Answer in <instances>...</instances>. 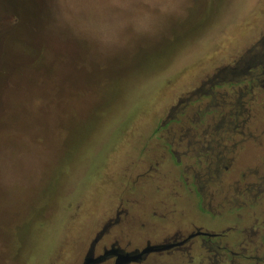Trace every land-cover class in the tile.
Listing matches in <instances>:
<instances>
[{
    "label": "rangeland",
    "instance_id": "1",
    "mask_svg": "<svg viewBox=\"0 0 264 264\" xmlns=\"http://www.w3.org/2000/svg\"><path fill=\"white\" fill-rule=\"evenodd\" d=\"M0 29V264H77L117 209L172 214L164 203L177 195L194 209L193 185H172L183 179L168 150L205 145L235 113L234 88L255 67L221 72L264 37V0H0ZM242 101L253 137H240L224 184L247 171L254 186L220 209L205 200L220 210L202 212L207 227L238 224L233 208L264 213V90ZM244 246L264 258V245Z\"/></svg>",
    "mask_w": 264,
    "mask_h": 264
},
{
    "label": "flooded vegetation",
    "instance_id": "2",
    "mask_svg": "<svg viewBox=\"0 0 264 264\" xmlns=\"http://www.w3.org/2000/svg\"><path fill=\"white\" fill-rule=\"evenodd\" d=\"M252 67H255V74L249 78L247 84L234 88L239 89L235 91L234 96L237 95L234 98V104H231L235 113L231 114V111L221 113L218 123L213 124L211 129L205 131L210 137L208 141L205 140V145L193 140L189 141L181 152L172 148L168 150L174 160V166L177 168L176 174L183 179V181L176 180L172 185L180 188L182 185L184 187V185L192 184L194 187V189H187L196 200L191 213L187 214V209L181 205L178 207V195L173 199V207L163 202L164 208L174 209L172 214H157L153 209L152 212H148L146 209L134 212L117 209L107 217L100 228L95 230L77 264H83L86 256L97 257L107 251H111V254L96 264H116L118 256L127 257L128 261L124 264H250L252 261L251 264H264V258H259L255 255L256 253L249 255L244 246L264 245V213L261 212L263 216H260V213L257 215L255 211H252L250 217L254 220L249 233L244 226L240 227L239 225L242 222V217L251 220L249 213L241 214L237 211L240 208H233V217L239 222L238 224L231 223L230 226L218 228L207 227L199 222L204 217L202 212L213 218L220 214V210L219 212L205 210V200L210 205L215 202V206L220 209L232 200L234 202L241 197H248L251 191L250 186H254H247V182H245L247 171L241 172L239 177L229 175L233 182L229 181L230 184L227 186L224 181L228 179L223 175L233 172L235 159L230 155L242 142L241 138L253 137L252 135L246 136L244 131L249 117L240 121V116L244 111L247 112L242 98L246 94H254L255 89L264 90V37L235 67L221 73L228 77L240 76L248 70L250 71ZM240 89H244V93ZM224 124L229 125L230 128L228 130L221 129ZM196 144L199 145L198 150ZM215 145L219 147L217 152H214ZM211 156H215V158ZM200 166H204L202 168L205 169L206 176L203 188L208 186L211 189L214 188L213 191L208 188L202 192L196 184L195 179L200 181L198 173ZM179 167L181 168L179 169ZM240 181L244 182L242 187H238ZM196 185L199 188H196ZM260 186L259 194L264 192V182ZM171 188L173 190V187ZM231 197L233 199H230ZM250 236L252 237L249 238ZM257 237L260 241L258 244ZM230 245L239 246V250L228 249ZM148 247H153V250L141 254ZM253 249L255 250V248ZM138 254L141 256L131 259Z\"/></svg>",
    "mask_w": 264,
    "mask_h": 264
},
{
    "label": "water",
    "instance_id": "3",
    "mask_svg": "<svg viewBox=\"0 0 264 264\" xmlns=\"http://www.w3.org/2000/svg\"><path fill=\"white\" fill-rule=\"evenodd\" d=\"M150 250H153V247L145 248L141 252V254L149 252ZM109 254H111V251H107L104 254H102L100 256H97V257L86 256L85 259H84L83 264H96V263H99L101 260L106 258V256H108ZM141 254H138V255L132 257L131 259H136V258L140 257ZM127 261H128V259H127L126 256L125 257L124 256H118V258L116 260V264H124Z\"/></svg>",
    "mask_w": 264,
    "mask_h": 264
},
{
    "label": "trees",
    "instance_id": "4",
    "mask_svg": "<svg viewBox=\"0 0 264 264\" xmlns=\"http://www.w3.org/2000/svg\"><path fill=\"white\" fill-rule=\"evenodd\" d=\"M12 20H13L12 24H14V25H16L15 23H19V22H20V18L17 17V15H15V16L13 17ZM1 28H2V26H1ZM0 30H1V29H0ZM2 32H3V31H2ZM5 32H6V31H5ZM5 32H4V33H5ZM4 33H3V34H4ZM3 34H2V35H3ZM2 35H1V36H2Z\"/></svg>",
    "mask_w": 264,
    "mask_h": 264
}]
</instances>
